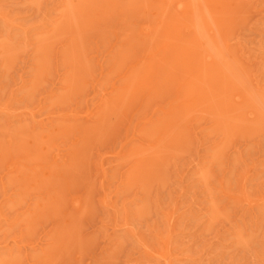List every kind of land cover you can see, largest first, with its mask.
I'll return each mask as SVG.
<instances>
[{
	"label": "rangeland",
	"instance_id": "obj_1",
	"mask_svg": "<svg viewBox=\"0 0 264 264\" xmlns=\"http://www.w3.org/2000/svg\"><path fill=\"white\" fill-rule=\"evenodd\" d=\"M0 264H264V0H0Z\"/></svg>",
	"mask_w": 264,
	"mask_h": 264
}]
</instances>
